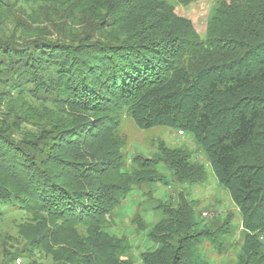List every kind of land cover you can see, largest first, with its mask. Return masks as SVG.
<instances>
[{"label":"trees","instance_id":"16d2710c","mask_svg":"<svg viewBox=\"0 0 264 264\" xmlns=\"http://www.w3.org/2000/svg\"><path fill=\"white\" fill-rule=\"evenodd\" d=\"M197 1L0 0V218L48 217L1 264L36 249L52 264H122L126 247L100 228L127 186L161 181V164L178 183L207 178L205 166L162 143L155 161H135L144 171H123L125 118L193 135L241 215L237 264H264V0H218L203 38L175 13L174 2ZM180 205L162 206L149 234L157 246L142 264H209L203 241L223 247L227 226L201 230ZM53 223L54 243L88 228L64 263L47 247Z\"/></svg>","mask_w":264,"mask_h":264},{"label":"rangeland","instance_id":"374dc122","mask_svg":"<svg viewBox=\"0 0 264 264\" xmlns=\"http://www.w3.org/2000/svg\"><path fill=\"white\" fill-rule=\"evenodd\" d=\"M217 1L200 0L187 7L174 2L175 13L179 17L190 20L203 38ZM118 132L125 141L122 150L123 171L130 175L134 171L137 173L138 170H145L140 165H136L137 159L141 163L157 159L161 143L170 150L185 151L190 155L192 162L201 164L207 169V178L201 184L190 185L178 183L161 164L156 168V175L161 181L149 183L143 181L140 184L133 181L127 186L126 198L119 205H115L112 213L106 216L105 224L100 228L111 238L120 240L126 247L125 253L119 258L120 262L142 264L141 256L157 246L149 239V234L162 217L161 213L164 209L162 206L175 207L178 204L179 206L186 204L192 208L194 218L202 221V226L199 227L201 230L216 232L221 227L229 228L227 236L221 235L217 238L223 246L220 249L214 247L210 240L203 241L200 250L204 259L209 264H237L243 253L245 239L241 215L228 191L219 185L204 148L193 135L188 132L182 134L181 129L168 126L142 130L129 118L122 120ZM130 189L133 191L129 192ZM44 218L48 219L44 213L30 211L14 213L10 211L4 219L0 218V261H7L13 256L16 258V248H26L25 236L34 237L36 233H39L38 230L43 228L40 220ZM226 223L229 225H225ZM54 225L56 227L60 223L49 225L51 233L47 247L54 251V262L64 263L62 256L65 253L64 250L80 241L85 242L88 228L75 226L73 233H67L59 239L57 237L54 243L51 238ZM65 239H68L67 242H64ZM45 253L40 249L31 250L21 254L24 256L18 257L16 262L10 261V264H52L53 258ZM81 259H83L81 264H85L88 260Z\"/></svg>","mask_w":264,"mask_h":264}]
</instances>
